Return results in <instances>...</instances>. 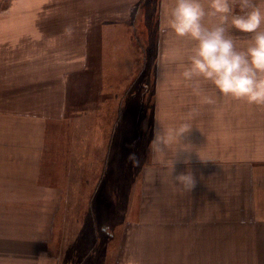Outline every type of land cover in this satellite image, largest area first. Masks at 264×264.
I'll return each instance as SVG.
<instances>
[{
  "label": "crops",
  "instance_id": "0c3cea01",
  "mask_svg": "<svg viewBox=\"0 0 264 264\" xmlns=\"http://www.w3.org/2000/svg\"><path fill=\"white\" fill-rule=\"evenodd\" d=\"M172 2H155L152 13H159L160 27ZM140 3L0 0V264H60L54 251L67 157L68 164L83 157L82 168L91 170L98 152L91 140L107 139L104 165L114 134L124 140L135 132L131 124L144 100L139 95L130 105V89L144 68L138 69L140 43L131 28ZM81 75H89L90 83L77 85L76 97L69 99L72 77ZM154 75L148 101L151 163L143 168L141 188L150 181L146 172L169 163L178 145L186 151L174 164L189 160L196 184L186 196H136L137 219L127 224L137 228L136 237L143 229L147 236H164L149 241L165 245L160 251L230 252L233 264H264V127H258L264 120L244 113L234 99L212 105L169 99L172 87L165 88L158 68ZM140 87L139 94L145 83ZM111 108L116 113L108 117ZM184 122L192 128L187 141H173L166 157L156 152V129ZM53 123L57 143L50 148Z\"/></svg>",
  "mask_w": 264,
  "mask_h": 264
},
{
  "label": "rangeland",
  "instance_id": "374dc122",
  "mask_svg": "<svg viewBox=\"0 0 264 264\" xmlns=\"http://www.w3.org/2000/svg\"><path fill=\"white\" fill-rule=\"evenodd\" d=\"M155 2L156 0H141L140 6H138L140 12L134 21L136 27L133 25L131 28L133 41L140 43L138 69L144 68V77H139L136 85L139 87L144 83L146 85L145 93L140 92L139 94L136 85H132L130 89V105L135 104V99L139 95L140 99L144 100L140 102L141 106L136 116L133 117V113L130 112V116L132 115L137 121L135 125L131 124V127L135 128V132H131L130 138L124 140L118 138V132L114 134L104 165L102 162L104 157L101 156V153H103L107 139L99 137L98 141L91 140L92 145L98 150L97 156L94 157L95 166L91 170L82 168L83 157H76L79 159V163L75 164H68L69 156L67 157L68 179L62 190L65 200L64 204L60 205L61 211L57 220L54 251L60 264H233V253L230 252L157 250L165 245L149 241H157L164 236L153 234L147 236L146 229H143L141 237H136L134 234L138 233L137 228L127 224V222L130 223L129 221L137 219L136 196L141 194L189 195L187 190L174 187L171 179V173L172 176H175L181 172L189 171V164H174L172 172L171 161L174 158L172 156L167 159L169 163L159 164L158 169L146 172L145 175L150 181L146 183L143 190L141 188L143 168L146 164L151 163V158L147 153L148 144H151L149 132L152 128L148 101H153L151 98L155 83L154 69L158 68L161 72V82L165 88L169 90V87H172L170 91H166L169 99L202 100L204 96H211L214 103L223 101L233 103L232 98L228 100L229 97L215 93L210 83L202 85L200 96L193 93L190 82L184 81L180 76V72L183 70L182 66L188 63L192 42L187 38H177L170 34L166 22L168 13L175 3L172 2L169 11L163 14L165 23L163 20L161 23L163 26L160 27L159 13L153 16L156 11ZM201 2L207 8V0H201ZM229 2L233 11L239 12V0H229ZM255 2L261 4V0H255ZM145 4L147 7L144 8ZM261 6L264 7V4ZM216 22L209 17H205L204 20L205 25L209 27ZM261 29L264 30V24L261 25ZM159 32L162 35L160 45L157 43ZM228 35L234 40L238 50L246 48L252 36V34L241 33L232 28H229ZM154 41L157 45L154 44ZM72 78L68 92L69 99L76 97L75 87L77 85L88 86L91 77L81 75ZM89 95L87 92L88 99ZM239 101L244 113H252L258 116L260 121L264 120V105H250L245 100H235V102ZM181 105L182 103L178 104V111H180ZM251 106L255 110L246 109ZM109 111L108 117L116 113L115 108H111ZM182 111L184 112V109ZM122 126L119 124L118 130ZM258 127L262 128L264 125L259 124ZM48 131L47 136L50 140L48 144L51 146L50 148L56 147L57 124H50ZM188 138L189 135L186 134L180 142L185 143ZM49 158L53 159V157ZM52 165L50 163L51 167ZM84 177H87V181ZM76 198L83 202L75 203ZM137 240L143 241L138 242Z\"/></svg>",
  "mask_w": 264,
  "mask_h": 264
},
{
  "label": "clouds",
  "instance_id": "9594fccd",
  "mask_svg": "<svg viewBox=\"0 0 264 264\" xmlns=\"http://www.w3.org/2000/svg\"><path fill=\"white\" fill-rule=\"evenodd\" d=\"M264 0H239V12H234L229 0H207V8L201 0H175L168 13L170 34L187 38L192 42L188 63L183 65L180 76L190 82L195 95L202 94V85L210 83L215 93L235 100H245L250 105H264ZM205 17L217 22L206 26ZM229 28L252 34L247 47L238 50L228 35ZM203 102L214 103L211 96ZM192 128L186 122L167 130L156 129L154 150L167 156L173 141L180 143ZM181 144V143H180ZM186 148L177 146L174 163L181 162L178 154ZM189 160L183 163L188 164ZM171 179L173 186L190 192L196 184L191 171L181 172Z\"/></svg>",
  "mask_w": 264,
  "mask_h": 264
},
{
  "label": "bare ground",
  "instance_id": "6f19581e",
  "mask_svg": "<svg viewBox=\"0 0 264 264\" xmlns=\"http://www.w3.org/2000/svg\"><path fill=\"white\" fill-rule=\"evenodd\" d=\"M50 64V63H49ZM20 73V72H19ZM14 77V76H13ZM36 79H38V78H36ZM36 81V80H35ZM24 82V81H23ZM19 83V82H18ZM21 84V83H20ZM23 84V83H22ZM52 139V138H51ZM55 139V138H54ZM49 151V150H48ZM47 150H46V152H48Z\"/></svg>",
  "mask_w": 264,
  "mask_h": 264
}]
</instances>
